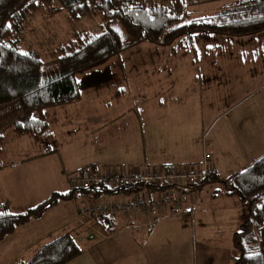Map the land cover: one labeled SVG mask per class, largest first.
I'll list each match as a JSON object with an SVG mask.
<instances>
[{"label": "rangeland", "instance_id": "1", "mask_svg": "<svg viewBox=\"0 0 264 264\" xmlns=\"http://www.w3.org/2000/svg\"><path fill=\"white\" fill-rule=\"evenodd\" d=\"M234 1L183 0L181 15L171 24L213 14L221 6ZM54 3L52 10L36 12L26 18L18 43L20 49L38 51L44 61L56 57L57 47L75 33H95L100 29L96 13L69 20L55 0ZM114 26L121 33L123 41H127L128 36L121 25L116 23ZM100 67H107L111 75L107 81L98 87L81 89L80 98L69 103L70 107L61 108L63 110L54 105L45 108L49 137L27 132L18 134L6 129L3 145L9 157L56 148L45 163L46 170H50V178L42 183L46 186L43 190L28 191V186L35 181L31 176L27 181L24 175L33 171L32 164L18 162L0 177V200H4L5 196L10 198V211L21 212L46 198L50 192L67 189L60 166L84 154V149L77 144L82 138V129L76 136L71 132L73 127L82 125L80 122L77 124L74 113L88 114L91 118L105 111L107 118L118 114V110L123 108L124 115L116 121L129 127L135 121L134 116L152 113L148 112L152 107L157 109L164 106L166 112L176 108L178 118L184 122L179 126L183 125L187 137L190 130L191 141L196 142V154L204 145L218 165L224 164L226 159L227 166L221 170L223 175L239 170L264 152V28L239 36L216 35L208 41L186 42L179 38L168 44L137 41L126 45ZM17 111V101L1 106L0 124L10 120ZM68 114H72V118L67 117L65 122L60 120ZM113 123H106L98 131L100 139L89 143V152L96 149L97 152L101 151L102 145L106 147L108 144L111 149L114 147L116 135L108 137V129ZM116 129H119L118 126ZM69 135L73 139H69ZM94 145L97 147L93 148ZM213 186L216 184L207 185L204 189ZM87 203V198L76 192L70 198L58 199L40 216L16 225L6 239L0 241V264H6L18 245L69 218L77 207ZM76 225V221L70 219L33 245H39L66 230L73 233L77 230ZM29 252L30 249L21 255L18 253L13 261L26 258Z\"/></svg>", "mask_w": 264, "mask_h": 264}, {"label": "trees", "instance_id": "2", "mask_svg": "<svg viewBox=\"0 0 264 264\" xmlns=\"http://www.w3.org/2000/svg\"><path fill=\"white\" fill-rule=\"evenodd\" d=\"M55 1L69 20L96 13L100 29L95 33H75L57 47L56 57L44 61L38 51L20 49L18 43L26 18L52 10L54 0H0V107L17 101L19 112L8 123L14 133L49 137L45 108L76 101L81 89L98 87L107 81L111 76L107 67L99 66L126 45L144 40L168 44L175 38L186 42L208 41L216 35L239 36L264 28V0H235L213 14L175 25L171 23L180 17L183 0ZM116 23L128 36L127 41H123L114 26ZM2 140L0 130V150ZM205 182H218L226 194L235 195L246 209L231 235L230 264H264V152L225 177H217L214 170L203 176L193 189ZM76 192L89 198L105 190L69 187L65 191H52L21 212L10 211L9 201L1 200L0 241L16 225L40 216L58 199L70 198ZM107 223L99 225L110 233L114 224L111 220ZM81 251L72 232L66 230L43 242L29 257L11 264H64Z\"/></svg>", "mask_w": 264, "mask_h": 264}, {"label": "crops", "instance_id": "3", "mask_svg": "<svg viewBox=\"0 0 264 264\" xmlns=\"http://www.w3.org/2000/svg\"><path fill=\"white\" fill-rule=\"evenodd\" d=\"M57 106L55 107L60 108L59 110L70 107L69 103ZM157 109L152 107V110L148 111L152 113L145 116H134L135 121H132L129 127H124V123L118 124L116 121L117 118L124 115L123 108L118 110V114L107 118L105 111L102 114L97 113L91 118L88 114L74 113L73 116L77 124L80 122L83 126L73 127L71 132L74 133L73 136H76L77 132L82 129V138L77 144L84 149V154L75 156L61 164L64 179L66 180V173L69 171L88 164L150 165L195 162L199 160L203 151L208 152L203 145L201 151L196 154V142L195 140L191 141L190 130L187 137V131L182 128L183 125L179 126L184 122L182 123L178 118L176 108L172 109L171 113L166 112L164 106L157 107ZM18 112L19 109L10 120L0 124L3 134L0 159L5 161L0 162V177L18 162L32 164L33 171H28L24 175L27 181L30 176L35 181L34 184L28 186L30 189L28 191H41L46 188L42 183L47 182L50 178V170L48 172L45 167L49 160L47 158L54 153L52 151H55L56 148L14 157L7 156L9 154L3 145L5 144L4 133L6 129L11 131L8 123ZM67 117L72 118V114L63 116L60 120L65 122L68 120ZM112 122H114L112 127L107 129L109 138L116 135L113 141L114 147L111 149L107 144L106 147L102 145V150L99 152L97 149L89 152V143L100 139L98 131L106 123L108 125ZM117 126L120 130L116 129ZM73 136L69 135V139H73ZM50 140L52 139L50 138ZM98 148L101 146L98 145ZM208 153L211 155V152ZM211 158L217 177H225L232 172L239 171L251 161L239 170H233L223 175L221 170L222 167L227 166L226 159L220 166L214 156L211 155ZM47 174L48 177L45 178ZM66 184L68 189L67 181ZM215 184L216 186L211 189H204V187L207 188V185ZM65 188L63 191L67 190ZM4 199H7L10 205V198L5 196ZM245 214L246 209L240 204L239 199L235 195L226 194L218 182L201 183L193 190L189 203L185 202L177 210L167 207L152 217L147 224L141 213L130 215L127 218L117 215L113 221V230L105 238H100L102 240H99L98 236H95L98 237L95 241L87 238L85 231L78 226L72 234L82 251L64 264H230L231 235L238 228V224ZM70 219H72V215L18 245L6 264H11L20 251L18 255L30 249L27 256L29 257L39 245L50 238L39 245L33 244ZM6 237L7 235L1 242Z\"/></svg>", "mask_w": 264, "mask_h": 264}, {"label": "built area", "instance_id": "4", "mask_svg": "<svg viewBox=\"0 0 264 264\" xmlns=\"http://www.w3.org/2000/svg\"><path fill=\"white\" fill-rule=\"evenodd\" d=\"M215 170L211 155L203 151L195 162L150 165H100L66 173L71 188H102L105 192L87 198L72 215L87 232V238H105L100 227L117 215L141 213L145 223L167 207L177 210L190 202L193 187ZM123 189H127L124 191Z\"/></svg>", "mask_w": 264, "mask_h": 264}]
</instances>
